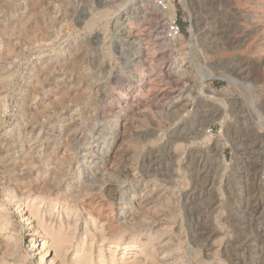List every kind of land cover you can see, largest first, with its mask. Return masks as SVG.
Instances as JSON below:
<instances>
[{"label": "rangeland", "instance_id": "374dc122", "mask_svg": "<svg viewBox=\"0 0 264 264\" xmlns=\"http://www.w3.org/2000/svg\"><path fill=\"white\" fill-rule=\"evenodd\" d=\"M159 1L0 0V202L25 264L41 236L10 191L55 222L72 200L76 240L102 227L94 264L119 237H154L151 264H264V0H176L174 39Z\"/></svg>", "mask_w": 264, "mask_h": 264}, {"label": "bare ground", "instance_id": "6f19581e", "mask_svg": "<svg viewBox=\"0 0 264 264\" xmlns=\"http://www.w3.org/2000/svg\"><path fill=\"white\" fill-rule=\"evenodd\" d=\"M186 2L187 1H185V3ZM170 9H172L171 5ZM206 77L215 79L217 76L209 74V76L207 75ZM201 88L203 90L205 89V86ZM223 113L221 114L223 115ZM220 123L222 126L225 125V117L221 118ZM32 158L33 157L31 156L27 157V163L31 164ZM25 196V194H19V196H16L14 191H10L7 198L8 203L11 204L15 209L18 219L17 221L20 224H23L27 229L29 238L34 239L38 235L41 236V244H35L30 247V258H35L37 264H94V261L92 259L93 242L91 240H94L96 236L102 238V227H97L94 222L89 225L91 227H88V223H86L87 226L83 227V232L81 233V235H79L78 240H76L77 228L75 229L74 226L77 225L76 218L78 217V214H75L74 212L75 210L72 204V200H67L63 203V205L65 206V209L63 210L65 214L64 221L60 219L61 214H59V222H55L54 218L58 215V213H54L57 205L56 202H53L51 200L45 202V200L42 198L40 199L39 196ZM22 200H25V208H22V206L24 205V202H22ZM6 211L7 208L2 202H0V264H25L26 257L23 256V254L20 253L19 250V231L15 232L16 229H12L14 228V225L8 222L9 214L6 213ZM72 218H75L73 222H71ZM91 231L94 232L92 236H90L89 234ZM153 240H155L154 237L148 238L140 245L134 241L125 245V243H122L123 239L119 237L116 239V241H112L113 246H108L109 259L108 256L106 258L102 254L104 246H100L99 249L97 248L99 255L97 254L98 258L96 264H151L153 256L151 257V254L149 252V250L151 249H149V246L151 245V242ZM135 246H137L140 250L134 251L131 255H127V257H121L119 258V260L115 259L118 249L119 251L126 253L128 251L134 250ZM70 252H72V254L68 257Z\"/></svg>", "mask_w": 264, "mask_h": 264}, {"label": "built area", "instance_id": "2783aa9c", "mask_svg": "<svg viewBox=\"0 0 264 264\" xmlns=\"http://www.w3.org/2000/svg\"><path fill=\"white\" fill-rule=\"evenodd\" d=\"M176 0H160L158 2V7L167 15V22L165 26V37L167 39H174L178 37L181 33L179 27V21L177 19L176 11L173 15H168V5L174 4Z\"/></svg>", "mask_w": 264, "mask_h": 264}, {"label": "water", "instance_id": "95a60500", "mask_svg": "<svg viewBox=\"0 0 264 264\" xmlns=\"http://www.w3.org/2000/svg\"><path fill=\"white\" fill-rule=\"evenodd\" d=\"M225 81V80H224Z\"/></svg>", "mask_w": 264, "mask_h": 264}]
</instances>
